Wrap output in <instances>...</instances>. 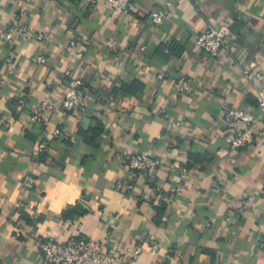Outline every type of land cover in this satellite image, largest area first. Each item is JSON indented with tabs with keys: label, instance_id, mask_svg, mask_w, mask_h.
I'll return each mask as SVG.
<instances>
[{
	"label": "crops",
	"instance_id": "crops-1",
	"mask_svg": "<svg viewBox=\"0 0 264 264\" xmlns=\"http://www.w3.org/2000/svg\"><path fill=\"white\" fill-rule=\"evenodd\" d=\"M132 1L123 14L106 0H0V264H41L36 240L71 238L141 247L130 264H264V116L242 74L264 75V0ZM16 23L30 34L4 40ZM208 24L228 30L217 58L195 44ZM75 79L84 114L62 110ZM44 102L47 125L33 119ZM226 109L257 117L244 149L226 145L245 130ZM149 152L162 165L130 174L126 155Z\"/></svg>",
	"mask_w": 264,
	"mask_h": 264
},
{
	"label": "built area",
	"instance_id": "built-area-1",
	"mask_svg": "<svg viewBox=\"0 0 264 264\" xmlns=\"http://www.w3.org/2000/svg\"><path fill=\"white\" fill-rule=\"evenodd\" d=\"M108 7L116 12L123 14L130 13L134 4L132 0H106ZM151 20L155 24H161L168 16L165 10L153 11ZM30 29L23 23H16L10 33H3L2 38L9 41L13 35L25 37L29 35ZM228 30L225 26L216 27L208 24L205 30L197 37L196 46L199 47L204 53L211 58L221 56L223 50L229 51L231 45L226 42ZM40 39L44 38L43 35L38 36ZM106 48L109 51H116L118 46L113 38L106 40ZM35 63L41 64L44 62L42 56H37L34 59ZM243 77L252 84L258 91V105L257 109L261 115L264 116V93L260 90L259 86L264 80V75L257 70L255 64H250L244 68ZM158 78L163 79L160 74ZM4 81L0 79V98L1 89ZM82 80H73L69 87L66 89L64 101L62 103V110L66 112L78 111L80 114L86 112L87 103L82 96ZM191 90L190 82L187 78L181 77L174 84V91L178 97H184ZM25 102H20V107H24ZM54 105L51 103H41L36 113L33 116L35 121L43 125L48 124V117L53 112ZM222 117L228 125H242L245 130L240 131H226L223 133L224 140L229 150L238 151L246 148L250 139V129L257 121L254 112L240 109H226ZM3 120L0 117V123ZM61 131L56 130V135H60ZM42 148H45L42 145ZM126 168L130 174H140L144 172L156 171L161 165L162 161L155 157L152 152L141 155H126L125 157ZM243 202L236 201L230 203L231 209L240 208ZM264 243V238H263ZM36 246L41 253V264H130L142 254L141 247H135L132 250L111 248L104 240L93 238H71L65 241L57 239L52 240H36ZM155 247L153 252H155Z\"/></svg>",
	"mask_w": 264,
	"mask_h": 264
}]
</instances>
